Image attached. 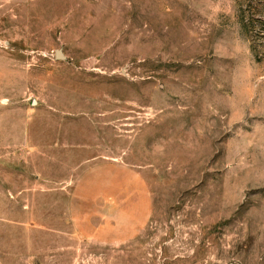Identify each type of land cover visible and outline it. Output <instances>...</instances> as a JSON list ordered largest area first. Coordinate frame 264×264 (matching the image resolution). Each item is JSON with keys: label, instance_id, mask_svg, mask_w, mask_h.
Here are the masks:
<instances>
[{"label": "rangeland", "instance_id": "374dc122", "mask_svg": "<svg viewBox=\"0 0 264 264\" xmlns=\"http://www.w3.org/2000/svg\"><path fill=\"white\" fill-rule=\"evenodd\" d=\"M0 264H264V0H0Z\"/></svg>", "mask_w": 264, "mask_h": 264}, {"label": "water", "instance_id": "95a60500", "mask_svg": "<svg viewBox=\"0 0 264 264\" xmlns=\"http://www.w3.org/2000/svg\"><path fill=\"white\" fill-rule=\"evenodd\" d=\"M58 55H60V53L58 52Z\"/></svg>", "mask_w": 264, "mask_h": 264}]
</instances>
